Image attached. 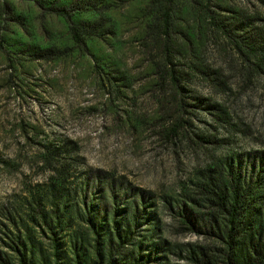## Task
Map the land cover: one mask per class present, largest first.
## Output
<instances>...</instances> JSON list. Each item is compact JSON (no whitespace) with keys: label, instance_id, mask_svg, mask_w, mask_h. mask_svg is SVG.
Instances as JSON below:
<instances>
[{"label":"rangeland","instance_id":"obj_1","mask_svg":"<svg viewBox=\"0 0 264 264\" xmlns=\"http://www.w3.org/2000/svg\"><path fill=\"white\" fill-rule=\"evenodd\" d=\"M230 172L263 215L264 0H0V264L17 233L29 264H107L126 227L114 264H222Z\"/></svg>","mask_w":264,"mask_h":264},{"label":"trees","instance_id":"obj_2","mask_svg":"<svg viewBox=\"0 0 264 264\" xmlns=\"http://www.w3.org/2000/svg\"><path fill=\"white\" fill-rule=\"evenodd\" d=\"M52 11L62 16L68 22L74 42L77 44H84V34L87 32L73 22V8L62 6L54 8ZM252 169H254V166H252ZM52 171H57V168H52ZM228 183L229 184L225 185V189H221L215 181L211 180L206 186V189L209 187L208 200L219 210L221 215H224V235H222V237L224 239L226 253L225 259H223V261L221 260L222 264H264V214L262 215L254 209L250 211L249 204L245 207L243 206L242 199L244 195H242L243 191L240 190L235 174L229 173ZM256 184L257 182H249V185L246 186V190L253 191ZM213 186L217 189H214ZM51 209V212H54V221H59L57 205L53 202L51 203ZM182 217V221L185 224H190L191 219L188 214L184 213ZM43 219V221H45L44 216ZM50 231L54 234L52 228ZM128 231L129 227H126L124 231L116 228L115 239L113 240L111 236L108 238L106 242V248L109 250L107 264H114V258L111 253L112 241L122 247L126 237H128ZM54 246L56 254V240ZM6 247L9 251L17 255L18 261L21 264H29L26 261V242L24 237L19 233L12 235ZM189 258L197 264H219L218 259L213 256V254L210 255L203 249L197 252H191ZM78 261L79 260L76 261V264H78Z\"/></svg>","mask_w":264,"mask_h":264}]
</instances>
